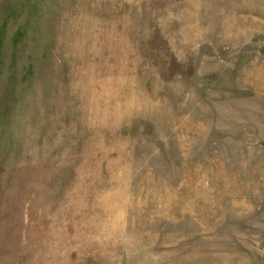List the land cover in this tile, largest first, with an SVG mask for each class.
I'll return each mask as SVG.
<instances>
[{
    "label": "rangeland",
    "instance_id": "1",
    "mask_svg": "<svg viewBox=\"0 0 264 264\" xmlns=\"http://www.w3.org/2000/svg\"><path fill=\"white\" fill-rule=\"evenodd\" d=\"M0 264H264V0H0Z\"/></svg>",
    "mask_w": 264,
    "mask_h": 264
}]
</instances>
